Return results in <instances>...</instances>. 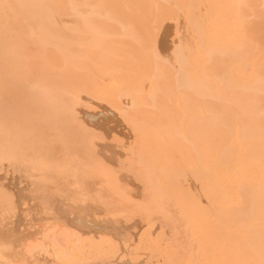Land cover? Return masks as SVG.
I'll list each match as a JSON object with an SVG mask.
<instances>
[{"label":"rangeland","instance_id":"1","mask_svg":"<svg viewBox=\"0 0 264 264\" xmlns=\"http://www.w3.org/2000/svg\"><path fill=\"white\" fill-rule=\"evenodd\" d=\"M110 1L0 0V264H264V0Z\"/></svg>","mask_w":264,"mask_h":264},{"label":"bare ground","instance_id":"2","mask_svg":"<svg viewBox=\"0 0 264 264\" xmlns=\"http://www.w3.org/2000/svg\"><path fill=\"white\" fill-rule=\"evenodd\" d=\"M64 1H67V0H64ZM68 1H69V0H68ZM94 1H95V0H94ZM111 1H113V2H111ZM111 1H110V2H111L110 5H111L113 8L118 9L117 11L120 12V8H121L122 6H120L119 1H118V0H117L118 2H117L116 0H111ZM56 2H57V1H56ZM92 2H93V1H92ZM116 2L118 3V4H117L118 7H115V6H116ZM65 3H66V2H65ZM76 3H78V2H76ZM80 3H82V2H80ZM58 7H59V3H58ZM82 7H83V6H82ZM123 8H125V7H123ZM86 9H87V8H86ZM81 10L83 11V8H82ZM84 10H85V9H84ZM121 11H122V10H121ZM115 13H116V12H115ZM122 13H124V12H122ZM144 14H146V13H144ZM141 16H143V15H141ZM146 16H147V15H146ZM153 16H154V15H153ZM148 17H149V15H148ZM149 18H150V17H149ZM151 18H152V17H151ZM144 19H145V17H144ZM146 19H147V18H146ZM141 20H143V19H141ZM151 20H152V19H151ZM151 20H150V21H151ZM148 22H149V21H148ZM106 23H107V22H106ZM140 28H141V27H140ZM144 28H145V25H144ZM82 38L84 39V38H86V37H82ZM75 39H76V38H75ZM77 40H78V39H77ZM108 40H109V39H108ZM104 42H105V41H104ZM110 42H113V40L111 39ZM105 43H106V42H105ZM107 43H109V42L107 41ZM109 45H110V43H109ZM112 45H113V44H112ZM112 45H110V46H112ZM127 45H129V44H127ZM107 46H108V44H107ZM105 48H106V47H105ZM114 48H115V47H114ZM130 48H131V47H130ZM85 49H86V48H85ZM127 49H128V48H127ZM133 49H134V48H133ZM133 49H132V50H133ZM88 50H89V49H88ZM108 50H109V49H107V52H108ZM124 50H125V49H124ZM124 50H123V51H124ZM125 52H126V51H125ZM101 53H102V52H101ZM111 53H112V52H111ZM122 53H123V52H122ZM109 54H110V53H109ZM109 54H108V55H109ZM106 55H107V54H106ZM122 55H123V54H122ZM123 57H124V58H122L123 61L121 60V62H119L120 57L117 59V62H119V63L122 64V65L119 64L120 66H118L117 63H116V65H117L118 67H122V68H123L124 65H125L124 68H126V65L129 66V56H127V55L125 56V55H124ZM127 57H128V62H127V60H124V59H126ZM132 58H133V57H132ZM136 58H137V57H136ZM136 58H135V59L133 58V59L136 60ZM131 60H132V59H130V61H131ZM60 62H61V61H59V63H60ZM126 63H128V64H126ZM130 63H131V62H130ZM132 63H133V61H132ZM135 63H136V62H135ZM137 63H138V62H137ZM137 63H136V65H137ZM113 64H114V63H113ZM133 64H134V63H133ZM133 64H131V65H132V68L135 67V66H133ZM140 64H141V63H140ZM140 64H139V65H140ZM114 65H115V64H114ZM116 65L114 66V69L117 68ZM134 65H135V64H134ZM139 65H138V67H139ZM81 66H82V65H81ZM82 67H83V66H82ZM135 68H136V67H135ZM146 68H147V67H146ZM128 69H130V68H128ZM128 69H127V71H128ZM136 69H137V68H136ZM139 69H140V68H139ZM144 69H145V68H144ZM53 70H54V69H53ZM116 70H117V72H118V68H117ZM116 70H115V71H116ZM132 70H133V69H132ZM132 70H131V71H132ZM137 70H138V69H137ZM145 70H146V69H145ZM145 70H144V74L146 73ZM60 71H62V70H60ZM129 71H130V70H129ZM135 71H136V70H135ZM139 71H140V70H139ZM142 71H143V69H142ZM54 72H55V71H54ZM54 72H53V73H54ZM119 72H120V71H119ZM137 72H138V71H137ZM141 73H142V72H141ZM135 74H136V73H135ZM135 74H134V75H135ZM138 74H139V72H138ZM112 75H113V74H112ZM112 75H111V76H112ZM132 75H133V74H132ZM132 75H131V76H132ZM177 75H178V74H177ZM116 76H117V75H116ZM141 76H142V74L139 76V78H140ZM174 76H175V75H174ZM128 77H130V76L128 75ZM134 77H136V76H134ZM180 77H181V76H180ZM137 78H138V77H137ZM137 78H136V79H137ZM177 79H178V78H177ZM137 80H140V79H137ZM174 81H175L174 83H173V81H172V84H175V83H176V80H174ZM177 81H178V80H177ZM129 82H130V80H129ZM131 82H132V80H131ZM133 82H137V81L134 79ZM166 83H167V82H166ZM168 83H169V81H168ZM170 84H171V82H170ZM178 84H179V83H178ZM166 86H168V85H166ZM170 87H172V90H173V91L175 90L174 92H176L177 87H176V89L173 88V87H174L173 85H171ZM178 88H179V87H178ZM169 89H170V88H169ZM180 89H181V88H180ZM172 90H168V91H169V92H172ZM177 90H178V89H177ZM154 91H155V90H154ZM154 91L152 92L153 95L156 93V91H155V93H154ZM174 92H172V93H174ZM172 93H171V94H172ZM178 93H179V90H178ZM178 93H174V94H176L175 96H177ZM158 94L160 95V93H158ZM158 94H157V95H158ZM171 94H170V95H171ZM174 94L171 95V96H167V98H171L172 96H174ZM168 95H169V94H168ZM178 95H179V94H178ZM154 96H155V95H154ZM163 96H164V97H163V100H164V98H165L166 96H165V94H163ZM175 96H174V97H175ZM261 96H263V95H261ZM174 97H172V99H171L172 101L174 100ZM194 97H196V96H194ZM204 97H205V96H204ZM153 98L155 99V97H153ZM153 98H152V100H153ZM201 98H202V95H201ZM205 98H206V97H205ZM207 98H208V97H207ZM259 98H260V97H259ZM259 98H257V99H259ZM156 99H157V98H156ZM158 99H159V97H158ZM161 100H162V98L159 99V102H161ZM168 100H169V99H168ZM196 100H197V99H196ZM201 100H202V99H201ZM213 100H214V99H213ZM219 100H220V99H219ZM187 101H188V100H187ZM203 101H204V100H203ZM164 102H165V100H164ZM210 102L213 103L212 100H211ZM162 104L164 105V103H162ZM166 104L168 105V104H170V103H167V101H166L165 105H166ZM209 104H210V103H209ZM214 104H216V103H214ZM217 104H220V102L217 103ZM165 105H164V106H165ZM167 105H166V106H167ZM194 105H195V104H194ZM204 105H205V104H204ZM211 105H212V104H211ZM211 105H208V101H207V105H206L205 107H209V106H211ZM166 106H165V107H166ZM216 106H217V105H216ZM221 106H222V105H221ZM221 106H220V107H221ZM202 107H203V105H202ZM260 107H261V106H260ZM149 108H150V107H149ZM175 108H176V107H175ZM216 108H217V107H216ZM151 109H152V108H151ZM156 109H157V108H156ZM203 109H204V108H203ZM207 109H209V108H206V111H207L208 113H210L211 110H214V105H213V109H212V108H210L211 110L209 109L210 111H208ZM248 109H250V108H248ZM248 109H247V111H248ZM146 110H147V109H146ZM221 110H224V109H221ZM221 110H220V111H221ZM239 110H240V108H239ZM152 111H153V110H150V111H148V113H149V112H152ZM157 111H158V110H156V112H157ZM174 111H175V109H174ZM216 111H218V110H216ZM216 111L214 110V112H216ZM228 111H229V109H228ZM233 111H234V110H233ZM233 111H230V112H233ZM159 112H160V111H159ZM178 112H180V111H178ZM178 112H177V113H178ZM223 112H224V111H222L221 113H223ZM225 112H226V111H225ZM236 112H237V111H236ZM236 112L234 111L233 114H234V113L236 114ZM157 113H158V112H157ZM216 113H217V112H216ZM240 113H241V112H240ZM158 114H159V116H160L162 113H161V114L158 113ZM226 114H227V112H226ZM226 114H224L225 117H227ZM228 114H230V113H228ZM237 114H239V113H237ZM241 114H242V115H240V116H242V117H240V119H243L244 117L247 116V115L245 114V112H244V113H241ZM243 114H244V117H243ZM177 115H178V114H177ZM181 115H182V114H181ZM215 115H216V114H215ZM215 115H212V116H215ZM218 115H219V114H218ZM218 115H216V116H218ZM230 115H231V114H230ZM164 116H165V115H164ZM178 116H180V114H179ZM188 116H190V114H188ZM212 116H211V117H212ZM219 116H220V115H219ZM180 117H181V116H180ZM221 117H222V116H221ZM225 117H224V119H225ZM228 117H229V115H228ZM228 117H227L226 119L230 120ZM188 118H189V117H188ZM188 118H187V119H188ZM214 118H217V117H214ZM248 118H249V117H246L245 119H248ZM250 118H251V117H250ZM212 119H213V118H212ZM217 119H218V118H217ZM217 119H216V120H217ZM224 119H223V120H224ZM226 119H225V122H226V124H227V120H226ZM263 119H264V118H263ZM153 120H154V119H153ZM185 120H186V119H185ZM149 121H150V120H149ZM150 122H151V121H150ZM159 122H160V121H159ZM167 122H168V121H167ZM213 122H215V121H213ZM213 122H211V124H212ZM246 122H248V121H245V123H246ZM249 122H250V121H249ZM161 123H162V122H161ZM161 123H160V124H161ZM168 123H169V122H168ZM194 123H196V122H194ZM194 123H193V124H194ZM248 124H249V123H247V125H246L247 128H249V125H248ZM188 125H189V123H188ZM227 125H228V124H227ZM207 126H208V125H206V127H207ZM211 126H213V125H210L209 127L211 128ZM229 126H230V125H228V127H229ZM250 127H251V126H250ZM256 127H257V126H256ZM229 128H230V127H229ZM251 129H252V128H251ZM259 129H260V127H259V124H258V128H256V132H257ZM207 130H208V128H207ZM254 130H255V129L253 128V131H254ZM212 131H213V130H212ZM246 131H247V130H246ZM253 131H251V133H252ZM197 132H198V131H197ZM210 132H211V131H210ZM153 133H154V132H153ZM166 135H167V134H166ZM172 135H173V134H172ZM172 135H171V136H172ZM242 135H243V133H242ZM250 135H251V134H250ZM258 135H259V134H258ZM175 136H177V135H175ZM175 136H174V137H175ZM259 136H260V135H259ZM172 137H173V136H172ZM213 137H214V136H213ZM229 137H230V136H229ZM241 137L243 138V136H241ZM180 138H181V137H180ZM245 138H246V137H245ZM170 140H171V139H170ZM179 140H180V139H179ZM184 140H185V139H184ZM248 140H252V139H248ZM185 142H186V141H185ZM232 142H233V141H232ZM244 142H245V141H244ZM228 143H229V142H228ZM186 145H188V144H186ZM189 145H190V143H189ZM195 145H196V144H195ZM199 145H200V144H199ZM221 146H222V145H221ZM180 147H181V145H180ZM210 147H212V146H210ZM181 148H183V147H181ZM173 150H174V149H173ZM186 150H188V149H186ZM189 150H190V152H191L192 149L189 148ZM180 151L182 152V155L184 156L183 159L186 158L187 156H186V154L184 155V153H183L184 151H182V150H180ZM174 152H175V150H174ZM178 152H179V151H178ZM192 152H193V150H192ZM211 152H212V151H211ZM168 153H169V152H168ZM186 153H187V152H186ZM191 154H192V153H191ZM206 154H207V153H206ZM211 154H212V153H211ZM214 154H215V153H214ZM180 155H181V154H180ZM187 155H188V154H187ZM170 156H171V154H170ZM195 156H196V155H195ZM195 156H193V158H194ZM205 156H206V155H205ZM188 157H189V156H188ZM188 157H187V158H188ZM170 158H171V157H170ZM190 158H191V157H190ZM190 158H188V159L190 160ZM205 158H206V157H205ZM212 158H213V156H212ZM210 159H211V157H210ZM192 160H193V162L195 161L194 159H192ZM192 160H190V162H192ZM201 161H202V160H201ZM196 162H197V161H196ZM203 163H204V161H203ZM192 164H193V163H192ZM192 164H191V165H192ZM214 164H215V163H214ZM199 165H200V164H199ZM183 166H184V165H183ZM178 167H179V166H178ZM186 167H187V166H186ZM188 167H189V166H188ZM196 167H197V165H196ZM208 168H209V167H208ZM179 169H181V168L179 167ZM177 170H178V169H177ZM214 185H215V184H214ZM246 201H248V200H246ZM246 208H247V206H246ZM246 208H245L244 211H243L245 214H247V213H246V210L248 209V208H247V209H246ZM241 211H242V210H241ZM241 211H240V213L238 212V214H237L236 212L232 213V215H231V216H233L232 218L235 217V216H234L235 214H237L236 216L241 215V214L243 215V212H241ZM247 211H248V210H247ZM233 214H234V215H233ZM250 214H251V213H250ZM248 215H249V214H248ZM245 216H246V215H245ZM251 216H252V215H251ZM238 217H239V216H238ZM238 217H236L235 219H237ZM243 218H244V217H243ZM249 218H250V217H249ZM249 218H248V219H249ZM248 219H247V220H248ZM237 220H240V219H237ZM240 221H241V220H240ZM263 221H264V220H263ZM241 222H243V220H242ZM245 222L247 223L248 221H245ZM234 223H235V222H234ZM243 225H244V224H243ZM243 225H242V226H243ZM230 227H231V226H230ZM248 231H249V230H248ZM235 234H236V233H235ZM244 236H245V235H244ZM247 236H248V235H247ZM251 236H252V235H251ZM249 237H250V236H249ZM163 238H164V237H163ZM246 238H247V237H246ZM254 238H255V236H254ZM248 239H249V242H250V244H251L252 241H250V239H252V237H251V238H248ZM248 239H247V241H248ZM255 239H256V238H255ZM255 241H256V240H255ZM253 242H254V241H253ZM256 242H257V246H258V241H256ZM252 244H256V243H252ZM252 246H253V245H252ZM254 246H255V245H254ZM262 246H263V245H262ZM263 248H264V247H263ZM263 256H264V254H263ZM230 258H231V257H230ZM263 258H264V257H263ZM231 259H232V258H231ZM239 259H240V258H239ZM239 259H238V260H239ZM231 262H232V261H231ZM260 262H261V261H260ZM240 263H241V262H240Z\"/></svg>","mask_w":264,"mask_h":264}]
</instances>
